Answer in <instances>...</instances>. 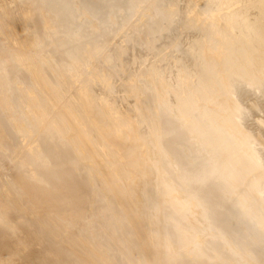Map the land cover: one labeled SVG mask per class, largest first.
<instances>
[{
	"label": "bare ground",
	"instance_id": "6f19581e",
	"mask_svg": "<svg viewBox=\"0 0 264 264\" xmlns=\"http://www.w3.org/2000/svg\"><path fill=\"white\" fill-rule=\"evenodd\" d=\"M259 88L264 0H0V220L52 264H264Z\"/></svg>",
	"mask_w": 264,
	"mask_h": 264
},
{
	"label": "rangeland",
	"instance_id": "374dc122",
	"mask_svg": "<svg viewBox=\"0 0 264 264\" xmlns=\"http://www.w3.org/2000/svg\"><path fill=\"white\" fill-rule=\"evenodd\" d=\"M95 15L96 18H100L101 13H97ZM182 50L184 51V49L179 48L178 53L183 52ZM148 64L150 63H147V65ZM145 67L147 66L145 65ZM261 92H263L261 88L246 91L247 97L243 98L242 100L244 106L246 104L251 105L256 101L261 103L263 107L260 106L251 109L242 118V120L249 125L254 123V130L252 129L253 133L264 137V96L261 95ZM259 99L261 101H259ZM261 152L264 153V149H262ZM7 218L10 219L16 227L9 228L3 220H0V253L7 250L13 251L17 249L18 251L23 252L25 255L33 259L38 260L39 258L45 256L48 263L52 264L51 260L54 253L50 251V247H48L49 245L46 239H44V236L34 238V227L28 224L25 219L14 212L7 211ZM20 239L24 242L19 243ZM49 251L52 255L49 253ZM253 255L256 258L261 259L264 255V250H261L259 247H254ZM63 261L67 264L72 263L71 258L68 257H65ZM12 264H23V261L19 256L15 255L13 257Z\"/></svg>",
	"mask_w": 264,
	"mask_h": 264
}]
</instances>
